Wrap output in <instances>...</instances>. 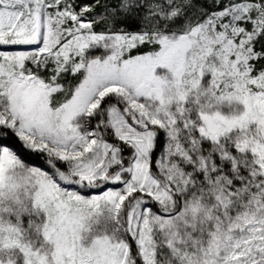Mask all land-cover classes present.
Instances as JSON below:
<instances>
[{"label": "snow or ice", "instance_id": "1", "mask_svg": "<svg viewBox=\"0 0 264 264\" xmlns=\"http://www.w3.org/2000/svg\"><path fill=\"white\" fill-rule=\"evenodd\" d=\"M0 264H264V0H0Z\"/></svg>", "mask_w": 264, "mask_h": 264}]
</instances>
